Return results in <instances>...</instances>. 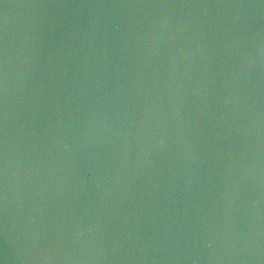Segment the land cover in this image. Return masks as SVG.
<instances>
[{"label":"water","instance_id":"1","mask_svg":"<svg viewBox=\"0 0 264 264\" xmlns=\"http://www.w3.org/2000/svg\"><path fill=\"white\" fill-rule=\"evenodd\" d=\"M0 264H264V0H0Z\"/></svg>","mask_w":264,"mask_h":264}]
</instances>
